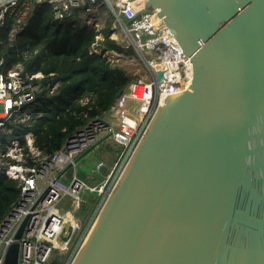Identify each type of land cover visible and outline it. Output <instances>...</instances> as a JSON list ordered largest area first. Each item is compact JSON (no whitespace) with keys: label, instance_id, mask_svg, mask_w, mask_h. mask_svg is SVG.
<instances>
[{"label":"water","instance_id":"1","mask_svg":"<svg viewBox=\"0 0 264 264\" xmlns=\"http://www.w3.org/2000/svg\"><path fill=\"white\" fill-rule=\"evenodd\" d=\"M145 5L193 79L156 109L72 264H264V0Z\"/></svg>","mask_w":264,"mask_h":264},{"label":"built area","instance_id":"2","mask_svg":"<svg viewBox=\"0 0 264 264\" xmlns=\"http://www.w3.org/2000/svg\"><path fill=\"white\" fill-rule=\"evenodd\" d=\"M34 2L51 4L59 20L74 16L75 9L80 7H85L80 12L82 17L84 14L101 16V11L107 10L113 19L112 38L124 49L132 50L147 70L146 77L133 81L124 96L104 114L116 119L119 125L125 119L137 124L133 134L102 117L80 129L52 156L39 151L34 137L31 135L29 140L28 135L33 166L27 165L18 141L12 147L20 152V158L6 167L0 164V171L20 183L19 199L0 222V264H5L11 246L16 243L19 244L18 264H55L57 260H61L60 264H72L156 109L168 95L189 88L193 65L162 19L156 13L146 12V0H0V30L9 16L14 17L11 35L17 28L21 29ZM22 71L18 64L6 72L4 60L0 58V132L43 90L35 81L43 77L42 73L23 75ZM159 71L163 72L162 80ZM140 100L142 115L136 112ZM105 131L119 146L120 153L107 170L106 178L92 186L80 178L76 160L87 149L96 147L100 133ZM103 165L99 163L98 168ZM87 190L97 195L96 207L82 221L78 216L82 206L88 203L83 195ZM23 225L22 235L18 237Z\"/></svg>","mask_w":264,"mask_h":264},{"label":"trees","instance_id":"3","mask_svg":"<svg viewBox=\"0 0 264 264\" xmlns=\"http://www.w3.org/2000/svg\"><path fill=\"white\" fill-rule=\"evenodd\" d=\"M84 9L77 8L74 16L59 20L51 4L34 2L15 39L11 38L13 16L0 30V58L5 71L20 64L23 75L43 74L35 80L43 90L20 113L24 116L29 109V120L18 121L15 117L0 132L2 154L18 141L27 165H35L27 141L32 135L35 147L52 156L80 129L108 113L139 78L108 58L107 51L133 53L112 38V17L100 29L80 15ZM19 185L0 171V222L19 199Z\"/></svg>","mask_w":264,"mask_h":264},{"label":"rangeland","instance_id":"4","mask_svg":"<svg viewBox=\"0 0 264 264\" xmlns=\"http://www.w3.org/2000/svg\"><path fill=\"white\" fill-rule=\"evenodd\" d=\"M101 16H87V14H84L83 17L87 19V22L90 21L94 26H97L98 28H102L105 25V20L109 18L110 14L107 13V10H102L101 11ZM95 16V17H94ZM97 19V20H96ZM20 29H16L11 38L15 39L16 35ZM99 39L101 40L102 37L99 36ZM99 50V48L97 49ZM108 58L113 61L114 63L123 66L124 68L127 69L129 73L132 75H136L139 78L140 77H146L147 75V70L142 61L136 56V54L133 53H118V52H113V51H107ZM133 59V60H130ZM21 68L23 69V66L21 65ZM151 101H149L150 103ZM140 108V107H139ZM30 118V110H26L25 115L21 116L19 115L17 117L18 121H26L29 120ZM122 129H124L126 132H129L133 134L137 128V124L124 120L123 123L120 125ZM101 134V133H100ZM29 140H32V136L30 135ZM118 148H117V147ZM15 148L12 146L8 147L7 153L2 154L0 151V164L3 165V167H6L10 162L16 161L18 158H20V152L14 151ZM11 154L10 156L8 154ZM116 154L120 153V148L119 146L112 140L108 139L101 145L99 144L96 149L92 151L84 160L80 161L77 163V172L83 180L89 183V185L96 186L99 183L102 182V180L97 181V177L101 174L99 172L98 165L101 161H106L107 159L105 158L106 154ZM112 162H108L107 166H110ZM107 174V173H106ZM104 174V176H106ZM83 195L87 198L88 203L84 204L82 206L80 215L78 216L79 220L85 221L86 216H88L91 212L94 211L96 207V199L97 195L92 192L87 190L86 192L83 193ZM68 254H65L67 256ZM61 260H57L55 264H60Z\"/></svg>","mask_w":264,"mask_h":264},{"label":"crops","instance_id":"5","mask_svg":"<svg viewBox=\"0 0 264 264\" xmlns=\"http://www.w3.org/2000/svg\"><path fill=\"white\" fill-rule=\"evenodd\" d=\"M95 17V16H94ZM106 21V20H105ZM140 107V108H139ZM142 101L140 100L139 102H138V106H137V109H136V112L139 114V115H142V113H143V111H142ZM103 118H105V120H107L108 122H111L112 124H115V126H117V127H120V125H119V123L116 121V119H113L111 116L109 117L108 115L106 116H103ZM109 138H108V135H107V132L105 131V132H102L100 135H99V140H98V144H97V146L95 147V148H97L98 147V145L100 144H102V143H104L106 140H108ZM117 147V146H116ZM118 148V147H117ZM105 158L107 159L106 161H101L100 163H104V165L107 167V170L109 169V168H111L112 167V165L115 163V161L117 160V156H116V154H106L105 155ZM108 162H112V164L110 165V166H107V163ZM106 178V176H104V174H100L98 177H97V181H99V180H104Z\"/></svg>","mask_w":264,"mask_h":264},{"label":"bare ground","instance_id":"6","mask_svg":"<svg viewBox=\"0 0 264 264\" xmlns=\"http://www.w3.org/2000/svg\"><path fill=\"white\" fill-rule=\"evenodd\" d=\"M192 63V62H191ZM193 65V64H192Z\"/></svg>","mask_w":264,"mask_h":264}]
</instances>
